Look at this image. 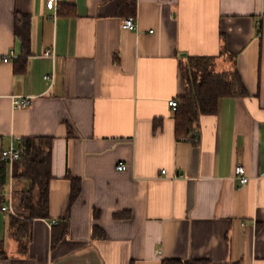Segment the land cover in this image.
Instances as JSON below:
<instances>
[{
	"label": "crops",
	"instance_id": "1",
	"mask_svg": "<svg viewBox=\"0 0 264 264\" xmlns=\"http://www.w3.org/2000/svg\"><path fill=\"white\" fill-rule=\"evenodd\" d=\"M58 1L54 18L46 0H0V56L18 57L0 61V147L54 140L49 217L32 222L25 252L8 227L28 217L30 183L6 164L0 264H264V0ZM191 57L238 71L245 94L178 138L169 101L187 93ZM15 96L31 104L14 108Z\"/></svg>",
	"mask_w": 264,
	"mask_h": 264
},
{
	"label": "trees",
	"instance_id": "2",
	"mask_svg": "<svg viewBox=\"0 0 264 264\" xmlns=\"http://www.w3.org/2000/svg\"><path fill=\"white\" fill-rule=\"evenodd\" d=\"M135 5V3H134ZM133 3L129 6L134 12ZM25 25L18 27L16 34L21 38L27 53L30 36ZM215 58L191 57L186 66L187 93L176 109V133L178 138L189 135L198 125L201 114H213L220 99L230 95L245 94L238 71L215 73ZM187 72V73H186ZM54 140L50 137H26L22 146L25 152L14 165V177L27 180L30 185L20 196L22 209L28 217L11 215L8 232L19 243L21 252L28 248L32 236V222L37 218H48L50 207V183L52 175V153ZM6 162L0 159V197L6 186ZM72 184V200L80 193L79 179L69 177ZM38 192L35 195L34 190ZM97 231V229H96ZM3 242L0 241V258H6ZM163 264H193L176 260H164Z\"/></svg>",
	"mask_w": 264,
	"mask_h": 264
},
{
	"label": "built area",
	"instance_id": "3",
	"mask_svg": "<svg viewBox=\"0 0 264 264\" xmlns=\"http://www.w3.org/2000/svg\"><path fill=\"white\" fill-rule=\"evenodd\" d=\"M46 6L48 9L52 10L54 13V18L58 15L59 10H60V4L58 0H46ZM122 27L124 29H128L131 31H136L138 29V26L135 22V18L134 17H127L122 21ZM44 57L50 58L52 60L56 59V52L54 48H49L47 49L44 54ZM10 59H14L17 60L18 57L15 55V52L12 50L10 51V53L6 56H0V61H4V62H8L10 61ZM44 78L46 80H50L51 82L54 81L55 75L54 74H47L44 76ZM12 104L14 108H20V107H27L31 104V98L30 97H19V96H15L12 99ZM169 105L170 107H172V109L176 110L177 107L179 106V102L175 99L169 101ZM25 152V148L24 146L20 145V146H10L9 148H2L0 147V159L4 162H6L8 165H10V167H12L14 164L20 160V158L22 157V155ZM118 169L119 170H126L127 169V165L126 164H119L118 165ZM246 173V169L243 165L239 164L236 168H235V175L236 177L239 179L240 184L244 185L246 183L249 182V177L245 175ZM0 204H1V210L2 211H13L12 209V196L9 197V203H8V199H6L5 197H1L0 198ZM59 221L57 220H53L51 222L52 226L58 225Z\"/></svg>",
	"mask_w": 264,
	"mask_h": 264
},
{
	"label": "rangeland",
	"instance_id": "4",
	"mask_svg": "<svg viewBox=\"0 0 264 264\" xmlns=\"http://www.w3.org/2000/svg\"><path fill=\"white\" fill-rule=\"evenodd\" d=\"M187 73V72H186Z\"/></svg>",
	"mask_w": 264,
	"mask_h": 264
}]
</instances>
